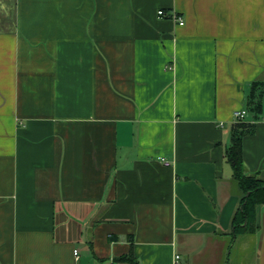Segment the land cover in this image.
Masks as SVG:
<instances>
[{
	"label": "crops",
	"instance_id": "crops-1",
	"mask_svg": "<svg viewBox=\"0 0 264 264\" xmlns=\"http://www.w3.org/2000/svg\"><path fill=\"white\" fill-rule=\"evenodd\" d=\"M256 90L264 180V0H0V264H229Z\"/></svg>",
	"mask_w": 264,
	"mask_h": 264
},
{
	"label": "trees",
	"instance_id": "trees-1",
	"mask_svg": "<svg viewBox=\"0 0 264 264\" xmlns=\"http://www.w3.org/2000/svg\"><path fill=\"white\" fill-rule=\"evenodd\" d=\"M255 85V88H257ZM258 90V89H257ZM253 91L248 100L247 107L250 112H258L259 92ZM253 131L252 125L237 124L231 131V142L225 151L226 161L232 170V180L241 193L239 206L231 219L232 239L237 235L252 234L258 230L255 223V210L257 206H264V180L256 175L248 176L245 173L242 157V138ZM120 261L127 264H139L132 255H127Z\"/></svg>",
	"mask_w": 264,
	"mask_h": 264
},
{
	"label": "rangeland",
	"instance_id": "rangeland-1",
	"mask_svg": "<svg viewBox=\"0 0 264 264\" xmlns=\"http://www.w3.org/2000/svg\"><path fill=\"white\" fill-rule=\"evenodd\" d=\"M252 234L237 235V241L236 243H234L233 247L230 250V256L228 258L229 264H238L239 261H240V264H252L254 262V253L257 251L258 243L256 241V238L251 236ZM230 240H231V237L226 236V238H224L223 240L221 239L219 241L220 242L224 241L226 242V245H227V243ZM215 241L217 240L208 238L206 240V245H205L206 247L202 251L210 252L212 250V247ZM199 262H202V260H199Z\"/></svg>",
	"mask_w": 264,
	"mask_h": 264
},
{
	"label": "built area",
	"instance_id": "built-area-1",
	"mask_svg": "<svg viewBox=\"0 0 264 264\" xmlns=\"http://www.w3.org/2000/svg\"><path fill=\"white\" fill-rule=\"evenodd\" d=\"M158 16H161V17H164L165 16V13L163 11H159L157 13ZM170 19L173 21V22H176L178 26H183L184 23L183 21L181 20V18H179L177 15L175 14H172L170 16ZM251 118L248 122V125H254L256 120L254 118V116L252 115V113L248 110V109H242V110H238V111H234L233 112V115H232V119H233V123L234 124H242L245 122V120L247 118ZM161 162L164 164V165H169L167 161H165L164 159H160ZM78 255V251L75 250L74 251V256L77 257ZM179 260V257L178 256H175V263H177Z\"/></svg>",
	"mask_w": 264,
	"mask_h": 264
}]
</instances>
